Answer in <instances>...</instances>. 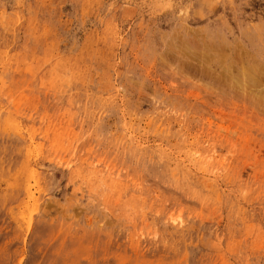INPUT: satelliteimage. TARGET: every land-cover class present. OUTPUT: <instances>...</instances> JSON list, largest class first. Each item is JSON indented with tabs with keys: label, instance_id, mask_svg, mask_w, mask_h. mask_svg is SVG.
Masks as SVG:
<instances>
[{
	"label": "rangeland",
	"instance_id": "1",
	"mask_svg": "<svg viewBox=\"0 0 264 264\" xmlns=\"http://www.w3.org/2000/svg\"><path fill=\"white\" fill-rule=\"evenodd\" d=\"M0 264H264V0H0Z\"/></svg>",
	"mask_w": 264,
	"mask_h": 264
}]
</instances>
